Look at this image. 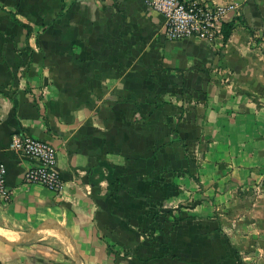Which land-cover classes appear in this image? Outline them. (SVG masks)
I'll list each match as a JSON object with an SVG mask.
<instances>
[{"label": "crops", "instance_id": "0c3cea01", "mask_svg": "<svg viewBox=\"0 0 264 264\" xmlns=\"http://www.w3.org/2000/svg\"><path fill=\"white\" fill-rule=\"evenodd\" d=\"M202 1L231 7L215 46L145 0H0V264H264V0Z\"/></svg>", "mask_w": 264, "mask_h": 264}, {"label": "built area", "instance_id": "2783aa9c", "mask_svg": "<svg viewBox=\"0 0 264 264\" xmlns=\"http://www.w3.org/2000/svg\"><path fill=\"white\" fill-rule=\"evenodd\" d=\"M145 5L164 19V38L167 41L195 39L215 46L222 42L223 24L231 7L206 1L145 0ZM8 150L34 160L23 177L26 185H40L59 196L63 181L56 169V150L49 144L29 136L13 135ZM11 193L6 185V168L0 162V202H8Z\"/></svg>", "mask_w": 264, "mask_h": 264}, {"label": "trees", "instance_id": "16d2710c", "mask_svg": "<svg viewBox=\"0 0 264 264\" xmlns=\"http://www.w3.org/2000/svg\"><path fill=\"white\" fill-rule=\"evenodd\" d=\"M231 30H232V23L223 24L222 32H223L224 41H226L229 38L231 34Z\"/></svg>", "mask_w": 264, "mask_h": 264}, {"label": "rangeland", "instance_id": "374dc122", "mask_svg": "<svg viewBox=\"0 0 264 264\" xmlns=\"http://www.w3.org/2000/svg\"><path fill=\"white\" fill-rule=\"evenodd\" d=\"M51 227H55L54 225H51ZM46 229V227H44V228H42V229H40L38 232H41V231H43V230H45ZM51 230V229H50ZM50 230H47V232H48V234H50L51 236H53V233H51V231ZM54 231H58V230H54ZM53 231V232H54ZM47 232H45L44 234H47ZM7 234H9V233H7ZM43 234V233H42ZM42 234H40V235H42ZM10 236H11V234H9ZM61 236V235H60Z\"/></svg>", "mask_w": 264, "mask_h": 264}, {"label": "water", "instance_id": "95a60500", "mask_svg": "<svg viewBox=\"0 0 264 264\" xmlns=\"http://www.w3.org/2000/svg\"><path fill=\"white\" fill-rule=\"evenodd\" d=\"M11 240H13V239H11Z\"/></svg>", "mask_w": 264, "mask_h": 264}]
</instances>
